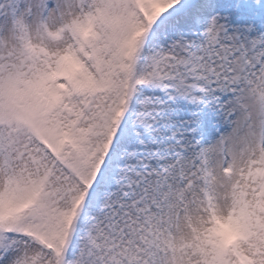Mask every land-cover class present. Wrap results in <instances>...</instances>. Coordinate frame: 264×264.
<instances>
[{
    "label": "snow or ice",
    "instance_id": "6c2138e0",
    "mask_svg": "<svg viewBox=\"0 0 264 264\" xmlns=\"http://www.w3.org/2000/svg\"><path fill=\"white\" fill-rule=\"evenodd\" d=\"M0 264H264V0H0Z\"/></svg>",
    "mask_w": 264,
    "mask_h": 264
}]
</instances>
